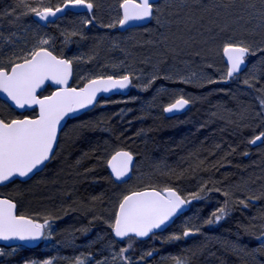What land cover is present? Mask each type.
<instances>
[{
  "label": "trees",
  "instance_id": "16d2710c",
  "mask_svg": "<svg viewBox=\"0 0 264 264\" xmlns=\"http://www.w3.org/2000/svg\"><path fill=\"white\" fill-rule=\"evenodd\" d=\"M121 1L89 0L93 3V11L88 13L92 21L89 29L84 24L79 27L76 23H70L63 32L57 29L58 21L47 26L36 22L35 14L28 12L23 5L18 6V0H0V38L4 44L8 43L7 38L10 35L6 27H11L15 32L29 31L32 39L40 27L41 30L56 36L62 35L63 39L57 37L58 40L55 42L58 49L55 53L68 58L67 53L74 52L71 49L75 46L74 33H82L81 42L90 46L88 55L96 60V56L100 54L104 57L98 58L104 60L105 64H110L111 61H108L110 59H107L110 56H105L106 53L102 54L103 50L112 47L108 34L127 35L125 34L127 32L120 33L117 30ZM29 3L32 7L55 8L63 5V0H44L43 5H39L36 0H29ZM215 3L217 5L220 3L221 10L223 9L227 14L237 12L236 20L245 18V8L248 5H258L257 0H216ZM255 7L259 9L258 6ZM174 10V16L180 12L178 8ZM188 12L186 14L188 19L196 16V19L205 24L215 20L209 15L213 12L212 9L205 10L200 5L190 7ZM66 15L76 16L78 13L69 11ZM99 19L103 21V26L97 25V21L100 23ZM240 23L245 24L243 21ZM152 24L153 22L147 28H150ZM93 25L97 27L94 30ZM214 26L209 24L208 28H202L206 36L209 34L207 31L212 30L214 31L209 34L211 36L216 37V33L219 32L225 35L221 27L214 28ZM246 26L248 29H254L250 25L245 24ZM2 28L4 29L1 30ZM147 28L130 30L133 34H129V42H125L123 46L125 55H121L120 59L128 58L133 64H143L145 58L150 57V62L153 65L157 62L159 67L161 64L166 65L167 61L173 60L172 58L178 60L186 58L168 51L169 42L164 41L170 39L169 35L172 36L177 32V28L159 29L155 30L151 36L149 34L142 36L146 34L144 29ZM163 33L166 35L163 36ZM260 35H262L260 31L253 34L251 32L250 35L247 33L244 38L236 41H244L252 48L255 41L261 40V38L255 40L253 36ZM61 40L62 42H59ZM216 41L217 38L215 42L205 45L201 49L203 53L198 48H192L189 52L194 59L199 56L198 60L201 58V63L210 62L211 65L226 72V64L221 59V55L215 54ZM151 42L155 44L152 45ZM35 45L31 44L32 49L36 47ZM261 49L254 51L258 52L259 57L264 55ZM198 53L200 55H197ZM132 56L137 57L131 59ZM160 56L163 57L158 59ZM18 58L15 57L13 60ZM212 58L215 63L212 62ZM128 74L133 77V84L127 93L102 100L101 107L97 106L91 112L69 121L67 129L73 127L79 130L76 129L74 136L65 134L68 130H64L59 147L45 169L29 181H15L0 188V195L11 198L17 196L20 199L18 206L21 214L26 215L30 213L29 211L46 212L47 219L55 224L57 230L66 231L68 238L75 230L73 225L80 224L81 230L78 233L85 240L86 232H92L101 226V222L111 218L117 206V199L123 194L144 188H173L187 198L189 208L164 232L151 235L146 242L137 239L136 251L140 250L143 244L154 248L147 250L139 257V264H169V257L163 260L162 257L171 248L177 253L174 257L175 261L170 264H177L178 261L180 264H207L206 257L209 256L213 258L214 264H264V247L257 241L262 239L263 230L259 228H262L264 224V140L261 144L259 142L260 145L253 146L249 140L254 130L252 125L247 123L243 125L237 120L243 114L254 115L258 108L264 115V104L261 103L264 100V61H262L261 80L255 81L257 88L251 87L253 100H250L251 102L247 100L242 108L230 99L232 92L229 91L230 86L227 84H221L215 80L210 84L204 82L199 85L201 87H197L191 83H172L165 79H162L164 82L160 84L163 87L160 92L156 91L155 86L143 92V95L147 96L146 99L152 97L154 102L148 108L140 107L135 99H125V97L131 98L133 96L131 91L134 92L138 87L136 74L133 71ZM237 77L239 76H234L235 80ZM75 83L79 84L76 79ZM175 85L181 86L180 90L194 93L198 102L193 103L191 109L184 114L167 117L164 108L176 96V94L172 95L170 90ZM137 94L140 92L138 91L135 95ZM113 101H119L120 104L118 106L110 104ZM104 103L109 105L105 106ZM219 111L222 115H219ZM1 115L7 117L3 113ZM118 149H128L136 157L133 176L125 183L116 182L107 169L110 156ZM8 189L14 194H8ZM197 193L199 198L192 199L193 194ZM252 197L259 198L252 199ZM220 208H225L227 214L219 221H215L214 214H217ZM203 217L213 222H206L202 226L200 220ZM73 220L75 222H72ZM194 227L208 228L207 231H213L214 234L210 236L203 234L195 238L196 231L200 229ZM189 229L196 231L195 235L188 239L185 238L184 233ZM108 232L112 235V229L109 227ZM55 234L58 235L57 232ZM161 237L164 239L156 242V239ZM55 238L58 244L71 239L66 238L64 241L58 236ZM180 244L187 246L185 249H180ZM251 248L256 249L257 254L254 255ZM16 249L10 261L17 264L42 260L45 254L40 251V247ZM87 250H82L84 254L81 260L77 261L82 264H93L95 259L93 252H86ZM201 253H203L202 257L199 255ZM68 254L70 253L62 251L65 257L59 259L63 262L61 264L68 262L66 258ZM77 261L72 259L68 264H78Z\"/></svg>",
  "mask_w": 264,
  "mask_h": 264
},
{
  "label": "rangeland",
  "instance_id": "374dc122",
  "mask_svg": "<svg viewBox=\"0 0 264 264\" xmlns=\"http://www.w3.org/2000/svg\"><path fill=\"white\" fill-rule=\"evenodd\" d=\"M215 2L216 0H163L156 7L154 21L150 27L151 29L146 27L147 29H144L146 34H143L142 36H147L148 34L151 36L155 30H159V29L165 30L170 27H175L177 28V32H175L172 36L167 34L170 36V39H167L164 41L169 42L168 51H170L171 53L175 55H181L182 57H186L185 59H180V60L172 58L173 60L167 61L168 63H166V65L161 64V66L159 67L157 65V62L154 65L150 62L151 60L150 57L148 58L146 57L143 64H133L129 61L130 59L128 58H125V60L120 59L121 55H125L124 53L126 51L123 46H125L124 45L125 42H127L130 37L129 34H133L131 33L133 31H129L125 33L127 35H122V36H117L116 34H111V33L108 34L110 43H112V47L106 50H103L102 54L104 53L105 55L106 53L105 56H110L109 58H107V59H110L108 60V61H111L110 64H105L104 60H101L100 58H98L100 56L101 58L104 57L100 54L96 56V60H94L93 57L91 58L88 55L89 49H90L89 44L85 45L84 42L83 43L81 42L83 39V34L80 33L82 34L80 35V34L74 33V35H76V38L73 39L75 46L71 48L73 49L74 52L67 53V55H68V58L73 62L75 66L76 82L82 83L88 79H91L97 76H106V75L123 76L133 71L136 74L135 77H136V80L138 81V87H137L138 90L136 88L134 92L131 91V93H133V96L131 98L125 97V99L126 100L135 99V102L139 103L138 106L140 107L144 106V108H148L150 105H152L154 101L151 99L152 97H148L146 99L147 96H144L143 92H145L148 88H151L153 86H155L154 88H156L157 92H160L161 90H163V87L160 86V84H163L164 82L162 79H165V81H169L172 83H175V82L184 83V84L191 83V84L196 85L197 87H201L199 85H202L204 82H207L210 84L216 80L220 82L221 84L229 85L230 86L229 91L232 92L230 99H233L232 101H234L235 104L241 106V108L244 107L245 105L244 103H246L247 100L249 101L253 100V97H254L253 92H252L253 90H251L253 88L251 87L255 86L257 88V85H255V81L258 82L261 80L262 61H264V55L259 57V54H257L258 52H254V54H252L250 58L246 57L247 62H248L247 68L243 73L238 75L239 77H237V80H235L234 76L231 78H225L227 71L223 72V70L218 69L216 66L211 65L210 62H209L210 64L201 63L202 59L200 58V60H198L199 56H197V58L195 59L192 58L193 55H191V52H189V50H191L192 48H198L201 51V49L205 45L215 42V39L217 38L215 54L217 56L218 54L219 56L221 55V59L224 60L222 56L223 55L222 49L226 42L236 41L239 38H244L245 34L247 33L248 35H250L251 32L253 34V33H256L257 31L262 32V35H260L259 37L253 36L255 40H258L261 38L260 41L258 42L255 41L254 45H252L253 51H257L258 49L263 48L264 47L263 45L264 44V6L261 5V0H257L258 5H255V6H258L259 9H257V7L255 6L253 7L252 5L250 6L248 5L245 8V14H246L245 18L236 20L235 14H237V12L236 13L233 12L232 14L228 12L227 14L223 11V9L221 10V6H219L220 3L219 5H217ZM199 5L203 6L205 10L212 9L213 12H211V14L209 15L212 16V18L215 20L212 21L211 23L208 22L207 24H205V23L200 22V20L196 19L197 18L196 16H192L190 17L191 19H188L189 18V17L187 18L188 15L186 16V14L189 13L188 9H190V7L192 6L195 7ZM176 8H178L180 12L176 13V15L174 16L175 13L173 14V11L175 12L174 9ZM199 10L201 11V9ZM88 13H91V12H84L76 16L75 15L74 16L65 15L61 17L58 20L57 29L64 32L65 28L67 26H70V23H73V24L76 23L77 26L79 27L83 26L81 24H84L86 25V28L89 29L90 23H86V21L91 20L90 18L91 16H89ZM174 18L175 19L177 18V20H175ZM99 21L100 23L97 21V25H101L103 23L101 19H99ZM242 21L245 22L246 25L252 26L254 29L253 30L248 29L247 26L245 27V24L240 23ZM209 24H214L215 25L214 28L221 27L222 31L223 30L225 31L224 32L225 35H222V32H219V33H216L217 34L216 37L211 36L209 34L214 31L212 30L210 32L207 31L209 34H207L208 36H206L202 28L203 29L208 28ZM93 26H94L93 30L97 28L95 25ZM182 27H183V30H182ZM230 28H233V29H230ZM3 29L4 28H2L1 30ZM6 30L9 31L10 36L7 38V40L9 41L6 44H4L3 40H1L0 38V44H4L3 46H0V66L9 67L10 60L15 61L16 63L18 61H21L19 59L13 60V58L22 57L26 55L27 53L31 52L33 49L39 47L41 40H48L49 42L47 45H44V47L52 50L53 52L58 51L57 47L55 46V42L58 40L57 37L59 36L58 35L56 36L52 33H48L44 30H41L40 27L36 30V32L34 31L36 35H34L33 37V38H39V39L32 38L33 40L29 36V31L27 30H20V32L19 31L15 32L14 29H11V27H6ZM239 33L240 35H238ZM241 33H244V34H241ZM162 35L165 36L166 34L163 33ZM59 38H62V35ZM113 41H115L116 43ZM59 42H62V40ZM32 43L36 44L35 45L36 47L33 49H32L33 46L31 47ZM153 43L155 44V42H151L152 45H154ZM77 44H81L82 46L80 47ZM140 46L141 45H139V47ZM201 52L203 53L204 51L202 50ZM197 55H200V53H198ZM202 56L204 55L202 54ZM133 57L136 58L137 56H132L130 58L132 59ZM162 57L163 56H160L158 59H161ZM120 60L122 62H120ZM212 62L215 63V60L213 59ZM226 68L228 70L227 65H226ZM245 79H249L250 84H244L243 81ZM180 88L181 86L175 85L173 88L170 89L172 91L171 93L172 95L176 94L172 102H174L176 99L180 97H185L187 99H190L191 102L193 101L192 104L195 102H198L197 96L193 95L194 93L187 91V90L186 91L180 90ZM138 91L140 92V94L135 95ZM156 91H152V92L155 93ZM110 104L112 105L115 104L118 106L120 102L113 101V102H110ZM6 105H7L6 103L3 102L2 104V102L0 101L1 113L9 117L15 116L16 113H12L13 110L9 109L7 107L8 105L7 106ZM101 105H102V102H100L97 106L101 107ZM104 105L106 106L109 104L104 103ZM257 108H258V103H257ZM219 115H222L220 111H219ZM237 120L239 121L240 124L244 125L247 123V124L252 125V129L254 130L251 136H249L250 141H252L261 132H264V115L260 111V108H258V111L254 115H252V113H249L247 116L243 114L241 117L239 116ZM67 125L64 128V130L67 129ZM76 129L77 128L73 129V127H70L67 129L68 132L65 133L64 130L63 132L65 134H69L70 136H74V134L76 133L77 130H79V128L77 130ZM63 132H62V135H63ZM263 140L264 139L256 141V143L254 144L252 143V144L253 146H257L259 142L261 144ZM12 190L14 189L12 188ZM8 192H9V189L7 193ZM12 193L13 192L11 191L8 194H12ZM125 194H123V196ZM123 196L117 199V206L111 218H108L104 220L103 222H101V226L99 228L94 229L92 232L91 231L86 232L85 236L87 238L85 240H83L82 236L78 233V231L81 230L79 229L81 225L78 223L73 225L76 231L74 230L73 235L69 237L71 239L66 240V238H68V236L66 235V231H62V229L57 230L55 227V224L47 219L48 214L46 212L45 213H37V212L35 213L31 211H29L30 213L26 212L27 213L26 215H29L33 217L34 219H36L37 221L45 224L46 234H45L44 242L40 246V251L45 252V254L42 260H31L26 263L20 262L18 264H48V262H50V264H61L63 262L59 259L65 257L62 255L63 250L70 253L68 254L69 256L66 257L68 259V262L66 264H68L69 261H71L72 259H74L75 261L77 260L80 261L82 255L84 254V251H82L83 249H88L86 252L88 251L93 252V255L95 257V259H93L94 261L93 264H139L140 263L139 257L142 256L147 250L149 249L152 250L154 248L143 244L141 245L140 250L136 251L135 250V242H137L136 238L133 237L134 239H131V240L125 239V240L119 241L115 239L113 235H111V233L108 232V227L110 229L113 228L112 224L115 221L117 209H118L119 203L122 200ZM13 199L17 202L18 205H20V199L17 198V196L16 197L14 196ZM216 213L219 214L218 212ZM208 219L209 218L203 217L200 220V222L202 223V226L204 225V223L208 222ZM72 222H75V221L73 220ZM192 222H193V219H192ZM194 228L198 229L199 227H194ZM199 229L200 230H197V231L192 230L189 235L185 236V238H188V239L192 238L193 235H195L194 233L195 231H196L195 238L201 237V235L203 234H205L206 236H210L214 234L212 233L213 231H207L208 228L201 227ZM210 229L215 230L214 228H210ZM259 229H261V231L263 230L262 233H264V224L262 228H259ZM56 232L58 235L55 234ZM56 236H58L61 240L63 238L64 241L65 240L66 241L64 243L58 244V242L55 241ZM163 239L164 238L162 237L160 239H156V242H159ZM257 241H259V244L262 245V247H264V238L257 240ZM185 246H183V244H180V249L181 248L185 249ZM93 247H95V249H93ZM251 249L254 255L257 254L256 249H253V248ZM16 250L17 249L15 248L0 247V264H17L16 262L10 261L11 256L16 252ZM176 253L177 252H175L174 249L171 248L164 255V257H162V260L163 258L167 259V257H169V261H168L169 264L173 263L175 261L174 257ZM199 255L202 257L203 253ZM212 260L213 258L211 256L206 257L207 264H214Z\"/></svg>",
  "mask_w": 264,
  "mask_h": 264
},
{
  "label": "snow or ice",
  "instance_id": "6c2138e0",
  "mask_svg": "<svg viewBox=\"0 0 264 264\" xmlns=\"http://www.w3.org/2000/svg\"><path fill=\"white\" fill-rule=\"evenodd\" d=\"M36 2L39 5L44 4V0H36ZM19 5H23L28 12L34 13L43 21L55 17L57 13L63 12L68 7L79 6L89 10L93 8V3L89 0H63V6H57L55 9L44 6L32 7L29 0H18ZM261 5L264 6V0H261ZM120 8L122 9V19L119 20L121 25L151 18L154 11L151 0H122ZM91 22V20L86 21V23ZM48 43V40H41L39 47L18 58L22 61L20 63L10 60V67L0 66V91L6 93L20 108L39 106V115L35 119L27 117L8 121L0 119V183L16 175L27 176L38 165L49 159L56 142L58 126L66 115L91 105L98 92L127 88L131 83L128 75L119 79L109 76L107 79L90 80L80 89L64 87L50 96L40 98L36 94L37 89L41 88L45 81L67 85L72 74V62L53 55L44 47ZM222 51L229 63L225 78H231L239 73L245 65V58L254 54L253 49L244 41L226 42ZM243 82L250 84L249 79ZM188 103L189 100L180 97L165 108V111L183 109ZM261 103L264 104V100ZM262 139L264 132L257 135L250 143L254 144ZM132 159V154L127 151L116 152L111 157L109 163L116 178L127 175ZM191 198L198 199L199 194H193ZM258 198L252 197V199ZM188 202L171 188H166L163 192L151 190L133 192L124 196L112 224L115 235L125 237L129 233H135L139 237L147 236L152 229L159 228ZM16 207L11 199H0V239L16 237L23 240L41 236L45 225L24 215H17ZM218 213L214 214L215 221H219L227 214L225 208H220ZM212 222V220L208 221V223ZM191 231L189 229L184 235H189ZM261 238H264V233ZM177 264L180 262L178 261Z\"/></svg>",
  "mask_w": 264,
  "mask_h": 264
},
{
  "label": "water",
  "instance_id": "95a60500",
  "mask_svg": "<svg viewBox=\"0 0 264 264\" xmlns=\"http://www.w3.org/2000/svg\"><path fill=\"white\" fill-rule=\"evenodd\" d=\"M161 0H151V2L154 4L160 2ZM63 6V5H62ZM61 6V7H62ZM154 7V6H153ZM55 9V8H53ZM74 11V12H77V13H83V12H89V11H92V9H87V8H84V7H68L66 9H64L63 12H60V13H57V15L55 17H50L47 21H43L41 20L39 17L35 16V20H37L39 23L43 24V25H46L48 23H51V22H55L56 20H58L60 17L64 16L66 14L67 11ZM120 11H121V14H122V9L120 8ZM153 17H154V11H153V16L151 18H147V19H144V20H137V21H130L128 22L127 24L125 25H121L118 23L117 25V29L118 31L120 32H126L127 30L129 29H132V28H137V27H144V26H147L149 25L152 20H153ZM122 19V18H121ZM48 49V48H47ZM49 50V49H48ZM51 51V50H49ZM52 52V51H51ZM53 53V52H52ZM53 55L57 56L56 54L53 53ZM58 58H61L59 56H57ZM223 57H224V60L225 62L227 63L228 67H229V63L227 62V58L226 56L224 55L223 53ZM61 59H66V58H61ZM68 60V59H66ZM22 62V61H21ZM20 63V62H18ZM247 67V63L245 62V65L242 66V69L239 73H242ZM239 73H236V74H239ZM234 74V75H236ZM130 80H131V83L128 85L127 88H123V89H120V88H115V89H111L107 92H104V91H101V92H98L96 94V97H95V100L93 101V103L91 105H87L86 107L84 108H81V109H77L75 112H71L69 113L68 115H66L61 121H60V124L58 126V130H57V138H56V142L53 146V150H52V153L49 157L48 160L44 161L43 164L41 165H38L36 169H34L31 173H29L27 176H19V175H16L12 178H10L8 181H4L2 183H0V186H6V185H9L10 183L14 182V181H21V182H26V181H29L30 179H32L35 175H37L38 173H40L41 171H43L45 169V167L48 165V163L51 161V159L53 158L56 150L58 149V145H59V141H60V135H61V132L63 131V129L65 128L66 124L69 122V120L73 119V118H77L91 110H93L97 105L98 103L101 101V99H107V98H110L116 94H119V93H123V92H126L130 89V87L132 86V83H133V79L130 75H128ZM107 77L109 76H100V77H95V78H92L90 80H93V79H98V78H105L107 79ZM113 78H116V79H119L120 77L122 76H119V77H116V76H111ZM73 78H74V69H73V65H72V74L71 76L69 77L68 79V83L67 85H57L55 84L53 81H45L44 85L41 86V88L37 89V96H39V94L43 91H45V89L50 86L54 89V91L50 94L52 95L54 92L60 90L61 88H64V87H67V88H77V89H80L82 87H84L88 81H86L82 86L80 87H74L72 86V83H73ZM50 95H47V96H50ZM40 98H43L44 96H39ZM0 99L3 100L4 102H6L7 104H9V106H11L13 109H15L17 112L19 113H24V112H27V111H30V110H33V109H37V116L39 115V106L38 105H31V106H25L24 108H20L19 106H17L8 96L6 93H3L2 91H0ZM186 99V98H185ZM188 100V99H187ZM175 102V101H174ZM173 102V103H174ZM172 104V103H171ZM170 105V104H169ZM168 105V106H169ZM168 106H166L165 108H167ZM191 102L189 101V103L183 108V109H179V110H173L171 112H167L165 111V108H164V112H165V115L167 117H172V116H177V115H181L183 113H186L187 111H189L191 109ZM36 117H33L32 119H35L37 118ZM25 118V117H23ZM23 118H19V119H23ZM27 118H31V117H27ZM1 119V117H0ZM119 151H127V152H130L133 156V159L131 161V165H130V170L128 171L127 175L124 176V177H121V178H116L115 176V173L113 172L112 170V166L111 164L109 163V161L111 160V157L113 155H115L116 152H119ZM111 157L109 158V161L107 163V167H108V170L111 174V176L114 178V180L118 181V182H126V181H129L132 177V173H133V168H134V165H135V162H136V158L134 156V154L130 151V150H127V149H119L117 151H115ZM173 189V188H171ZM151 190H155V191H160V192H163V190H159V189H156V188H145V189H142V190H137V191H132L130 193H128L127 195H131L133 192H143V191H151ZM175 190V189H173ZM180 196L181 198L185 199L177 190H175ZM126 195V196H127ZM0 199H11V198H8V197H4V196H0ZM12 200V199H11ZM15 204H16V214H18V205L17 203L12 200ZM188 208V204H184L182 205L177 211L176 213L169 218V220H167L164 224H162L159 228H154L152 229L151 232H149V234L147 236H144V237H139L137 236L135 233H129L128 236H135L137 238H139L140 240H146L150 237L151 234L153 233H158V232H162L164 230H166L174 221L177 217H179L180 215L184 214L186 212ZM118 213V211H117ZM27 217V216H26ZM30 218V217H28ZM30 219H33V218H30ZM34 220V219H33ZM35 221V220H34ZM36 222V221H35ZM39 223V222H37ZM44 235H45V227L42 231V235L39 236V237H36V238H28V239H19V238H16V237H13V238H10V239H0V245L1 246H5V247H13V246H19V245H22V246H25V247H28V248H37L39 247L42 242H43V239H44ZM113 236L117 239V240H123L124 238H126L127 236L125 237H118L115 235V231L113 229Z\"/></svg>",
  "mask_w": 264,
  "mask_h": 264
},
{
  "label": "flooded vegetation",
  "instance_id": "af4514ba",
  "mask_svg": "<svg viewBox=\"0 0 264 264\" xmlns=\"http://www.w3.org/2000/svg\"><path fill=\"white\" fill-rule=\"evenodd\" d=\"M158 6V5H157ZM53 91V89L52 88H47V90L45 91V92H43L42 93V95H47V94H49V93H51ZM7 106V105H6ZM9 109H12L11 107H9V106H7ZM14 111V110H13ZM15 113H16V115L15 116H11V117H9V116H7L6 118L5 117H3V116H1L5 121H8V120H11V119H15V118H19V117H35L36 116V113H37V111L36 110H32V111H30V112H25L24 114H20V113H17L16 111H14Z\"/></svg>",
  "mask_w": 264,
  "mask_h": 264
}]
</instances>
